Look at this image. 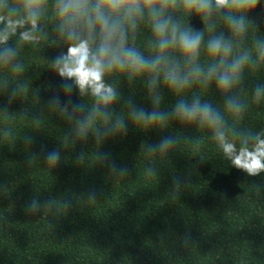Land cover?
Instances as JSON below:
<instances>
[{"label":"trees","instance_id":"obj_1","mask_svg":"<svg viewBox=\"0 0 264 264\" xmlns=\"http://www.w3.org/2000/svg\"><path fill=\"white\" fill-rule=\"evenodd\" d=\"M247 16L252 23L238 51L251 48L254 37L264 38V5ZM216 19V30H223ZM186 22L205 27L195 14ZM53 23L46 15L41 41L17 47L20 71L0 67V264H264V173L249 176L233 167L207 125L132 122L127 101L152 109L141 80L106 77L119 97L108 106L111 117H97L73 142L81 113L70 119L50 99L58 96L69 109L79 103L85 111L94 102L75 90L70 99L61 91L50 65L64 47L51 43ZM150 38V29L141 26L135 43L145 54ZM8 43L16 46L17 38ZM260 83L264 62L246 67L227 94L194 84L183 95H198L221 111L228 138L238 144L239 133L264 132V98L252 97ZM12 88L17 92L10 98ZM161 91L159 110L168 111L178 97ZM225 95L245 105L239 116L224 111ZM117 116L125 118L126 131L98 141L96 130ZM166 137L175 140L168 149L148 150ZM52 150L60 153L56 164L46 160ZM33 201L36 211L29 210Z\"/></svg>","mask_w":264,"mask_h":264},{"label":"clouds","instance_id":"obj_2","mask_svg":"<svg viewBox=\"0 0 264 264\" xmlns=\"http://www.w3.org/2000/svg\"><path fill=\"white\" fill-rule=\"evenodd\" d=\"M258 4L264 5V0H0V67L21 70L17 47L41 41L45 35L42 21L47 15L54 21L56 38L51 43L64 47L50 65L61 78V91L68 99L75 90L94 102L85 111L79 103L69 109L67 103L60 104L58 96L50 99L49 103L61 113H69L70 119L81 113L73 142L87 135L97 117L105 121L111 117L108 106L119 97L106 77L119 74L129 82L141 80L152 105L146 111L127 101L132 122L163 126L167 120L177 119L207 125L223 157L236 169L256 176L264 173V132L239 133L237 144L228 138L221 111L198 95L189 100L183 94L194 84L204 88L214 85L227 94L240 83L246 67L264 62V38L254 37L251 48L237 50L252 23L247 14ZM192 14L202 20L204 29H193L186 22ZM217 17L223 30H216ZM141 26L150 29L148 54L135 43ZM12 37L17 38L16 46H9ZM162 88L178 97L168 111L159 110ZM16 92L17 88H12L10 98ZM252 97L257 102L264 98V83L255 85ZM244 108L238 96L225 95V112L239 116ZM124 131L125 118L117 116L107 128L96 130V139ZM174 143V138L166 137L148 150L163 152ZM106 155L98 158L103 160ZM59 159L56 150L46 155L50 164ZM116 171L122 174L124 169ZM38 207L33 201L29 210Z\"/></svg>","mask_w":264,"mask_h":264}]
</instances>
